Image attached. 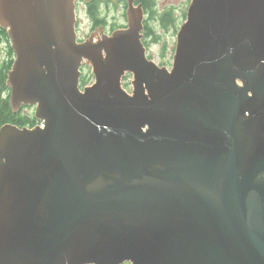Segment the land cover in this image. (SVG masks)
<instances>
[{
  "label": "water",
  "instance_id": "obj_1",
  "mask_svg": "<svg viewBox=\"0 0 264 264\" xmlns=\"http://www.w3.org/2000/svg\"><path fill=\"white\" fill-rule=\"evenodd\" d=\"M136 1L80 42L77 0H0L44 121L0 128V264H264V0H191L170 70Z\"/></svg>",
  "mask_w": 264,
  "mask_h": 264
},
{
  "label": "trees",
  "instance_id": "obj_2",
  "mask_svg": "<svg viewBox=\"0 0 264 264\" xmlns=\"http://www.w3.org/2000/svg\"><path fill=\"white\" fill-rule=\"evenodd\" d=\"M111 3L112 2L110 0H92V7L90 6L88 13L92 18L94 27L103 25L106 28L108 26L106 14L103 13L104 7L101 8V5H111ZM122 3V7L126 9L127 2L122 0ZM140 3L142 4V7L145 11L144 43L146 45L149 43L147 40H150L153 43L164 42L162 32L169 30L177 32L179 26L186 18V12L183 11L182 14L179 15L173 8H168L160 12L157 8L158 0H137V4ZM124 21L126 22V19ZM152 22H155L156 28L151 25ZM125 25L126 23L121 25L115 23L111 26L110 30L114 31L117 28L125 27ZM159 30L162 31L159 32ZM8 42L9 37L6 29L0 27V44H5ZM165 45H163V52H165ZM11 57L12 53L10 51L8 59L0 66V128L7 123L18 125L19 127H33L37 122L34 114H23V112L20 110L14 113L9 102L10 96L8 95L10 93V88L7 85V79L8 71L12 68L13 61ZM91 78L93 79V75L91 73L89 75L84 74L81 81L82 84H86Z\"/></svg>",
  "mask_w": 264,
  "mask_h": 264
},
{
  "label": "rangeland",
  "instance_id": "obj_3",
  "mask_svg": "<svg viewBox=\"0 0 264 264\" xmlns=\"http://www.w3.org/2000/svg\"><path fill=\"white\" fill-rule=\"evenodd\" d=\"M191 0H158L157 8L160 12L168 9L173 8L179 15L182 14V12L188 10V6L190 4ZM117 6V7H116ZM104 7L103 13L106 14L107 20H108V26L107 29L109 31L111 26L113 24H123L126 23L124 20L125 18V8L122 7V5L116 1H112L111 5H105L102 4L101 8ZM77 10V19H78V26H80V30L78 31L79 37H84L87 33L91 30V19L88 17V12L85 11L84 4L81 3ZM87 12V13H86ZM145 13V11H144ZM145 21V17H144ZM152 26L156 28L155 22L151 23ZM93 26V24H92ZM105 29V28H104ZM107 29H105V32L107 33ZM93 31V27H92ZM162 30H159L161 32ZM102 33H98L99 36H101ZM162 37L164 39V42L162 43H153L149 40V45L147 46V54L150 56V58L157 64L161 66H169L171 67V64L173 62V56L175 52L176 47V38L177 34L173 30H169L166 32H162ZM95 36V39H97ZM166 45H165V44ZM163 45H165V52H163ZM0 50H4V47H2ZM84 73H89L91 71V68L89 65L82 66ZM132 76L124 78L123 85L128 89V91H132ZM128 83V85H126ZM29 111V112H28ZM26 114H32L33 110L27 109L25 111Z\"/></svg>",
  "mask_w": 264,
  "mask_h": 264
},
{
  "label": "flooded vegetation",
  "instance_id": "obj_4",
  "mask_svg": "<svg viewBox=\"0 0 264 264\" xmlns=\"http://www.w3.org/2000/svg\"><path fill=\"white\" fill-rule=\"evenodd\" d=\"M111 2L112 1H118L121 5L123 4L122 3V0H110ZM125 1H127V0H125ZM81 3H83L84 4V7H85V11H89V9H90V6L92 7V0H90V1H84V0H78L77 1V3H76V5H77V8L80 6V4ZM86 12V13H87ZM88 17L91 19V30H90V32L89 33H87L84 37H78L79 39H80V41H83V40H86L87 38H92V18H91V16H90V14L88 13ZM78 24V23H77ZM1 27V26H0ZM3 28V27H2ZM100 30H99V32H104L105 31V29H103V28H99ZM106 29H107V27H106ZM145 29V28H144ZM80 30V26H78L77 25V31H79ZM94 30V29H93ZM7 31V30H6ZM107 31H108V33H110L111 31H109L108 29H107ZM8 33V32H7ZM94 33H95V31H94ZM143 34H144V36H145V30H144V32H143ZM97 36V35H96ZM8 37H9V35H8ZM99 37V36H98ZM145 38V37H144ZM147 41H149V40H147ZM146 41V42H147ZM148 43V42H147ZM148 45H149V43H148ZM148 45H146V47L148 46ZM2 47H4V50H0V66L3 64V62H5L7 59H8V57H9V52L11 51V53H12V57H11V59H12V61L14 62V60H15V52H14V50H13V48H12V45H11V40H10V38H9V42L8 43H5V44H0V49L2 48ZM147 50H148V48H147ZM149 56V55H148ZM13 62H12V64H13ZM170 66V65H169ZM9 71H10V69H9ZM9 71H8V73H9ZM8 96H10V93H9V95ZM27 109H33V107L32 106H24L20 111L21 112H23V114H26L25 113V111L27 110ZM29 112V111H28ZM125 264H128V263H125Z\"/></svg>",
  "mask_w": 264,
  "mask_h": 264
}]
</instances>
